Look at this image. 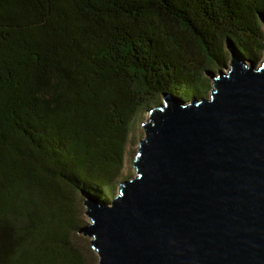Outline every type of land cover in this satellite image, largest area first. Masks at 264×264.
Instances as JSON below:
<instances>
[{
	"label": "trees",
	"instance_id": "16d2710c",
	"mask_svg": "<svg viewBox=\"0 0 264 264\" xmlns=\"http://www.w3.org/2000/svg\"><path fill=\"white\" fill-rule=\"evenodd\" d=\"M260 13L264 0H0V264H90L79 192L109 201L136 118L165 93L201 98L228 44L255 62Z\"/></svg>",
	"mask_w": 264,
	"mask_h": 264
},
{
	"label": "water",
	"instance_id": "95a60500",
	"mask_svg": "<svg viewBox=\"0 0 264 264\" xmlns=\"http://www.w3.org/2000/svg\"><path fill=\"white\" fill-rule=\"evenodd\" d=\"M227 50L209 98L165 93L146 111L112 200L85 196L97 264H264V61Z\"/></svg>",
	"mask_w": 264,
	"mask_h": 264
},
{
	"label": "rangeland",
	"instance_id": "374dc122",
	"mask_svg": "<svg viewBox=\"0 0 264 264\" xmlns=\"http://www.w3.org/2000/svg\"><path fill=\"white\" fill-rule=\"evenodd\" d=\"M262 61H264V51L254 63L259 66ZM219 69L225 73L228 72V70H229V58L227 59V63L222 68L219 67ZM219 69L214 68V69H209V70L214 72V73H217V71H219ZM211 89H212V83L209 80V88L205 91L204 95L201 98H209ZM160 102H161V100H160ZM145 118H146V111L144 112V114L139 115L136 118V120L133 122L132 129H131V138H130L129 143H128L127 148H126V155H125V161H124L123 175L126 178L122 179V181L131 179L132 177L135 176V170H134L132 164H133L134 158H135L136 153H137L138 142L140 139H142L144 137V133L141 129V124L145 121ZM115 193H116V191H114L113 195H111L109 202L112 200ZM85 196H87L89 198L91 197L88 193L81 190L79 192V196L77 197L78 202H79V206H78L79 207L78 208L79 209V211H78L79 212V219L78 220H79L81 226H84V225H87L90 223V220L84 214V207L82 205L83 200L86 199ZM79 236L81 237V241H79V246L83 250H85V251L90 250L93 253V254H91L90 252H88L90 264H97L98 263V257H97V254L90 247V244H89L90 239L83 237L82 235H79Z\"/></svg>",
	"mask_w": 264,
	"mask_h": 264
},
{
	"label": "bare ground",
	"instance_id": "6f19581e",
	"mask_svg": "<svg viewBox=\"0 0 264 264\" xmlns=\"http://www.w3.org/2000/svg\"><path fill=\"white\" fill-rule=\"evenodd\" d=\"M176 97H177V96H176ZM177 98H178V97H177ZM187 100H190V98H188ZM187 100L184 99V101H187ZM187 102H189V101H187Z\"/></svg>",
	"mask_w": 264,
	"mask_h": 264
}]
</instances>
